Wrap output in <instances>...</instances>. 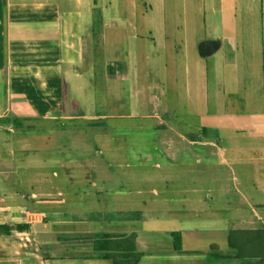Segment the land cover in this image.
<instances>
[{
    "label": "crops",
    "instance_id": "1",
    "mask_svg": "<svg viewBox=\"0 0 264 264\" xmlns=\"http://www.w3.org/2000/svg\"><path fill=\"white\" fill-rule=\"evenodd\" d=\"M181 1L0 0V264H264V19L263 42L259 44L263 49L259 57L262 79L256 84L255 78H245L253 72L248 66L249 56H241L239 45L240 38H250L251 34L232 28L236 26L233 18H224L223 11V6L251 5L254 0H219L221 26L230 32L222 38L200 41L204 70L195 66L191 69L185 62L191 42L186 29L176 23L181 15L160 10L154 14L153 5L165 7ZM143 4L145 11L139 14L138 7ZM118 5L129 6L131 11L123 17L135 22L130 49L133 60L110 61L105 66L106 81L118 83L130 78L136 96H157L154 89L168 95V87H172L170 91L175 95L184 94L197 105L203 100L207 103V115L213 123L195 128L191 137L184 133L179 136L183 138L181 145L205 158L203 165L216 166L221 158V163L233 171V185L227 176L216 186L220 205L215 201L208 204L202 188L206 182L217 183V171L207 174L201 169L192 179V194L180 200V209L166 208L163 202L155 205L156 212H168L170 217H165L164 223L150 211L146 214L124 209H115L120 211L114 214L91 211L68 217L63 212L70 202L67 188L79 179L85 182L86 177L55 173L50 178L43 173L48 163L62 164L67 169L73 164L67 157L41 156L42 146L51 150L50 154V145L60 147L59 130L69 137L82 138L68 148L84 153V129L68 123L86 119V111L79 110V106L96 100V83L87 73L88 69L91 74V66H87L85 26L89 21L101 20L105 7ZM217 13L215 9L213 14ZM138 21H142L141 31H136ZM144 21L148 29H144ZM229 42L234 43L230 52L235 54L219 62L230 76L224 79L211 62L223 49L228 51ZM250 42L243 40L248 47ZM149 70L153 83L146 86ZM190 70L192 77L186 82L183 76ZM50 119L59 125L48 133V141L36 145L35 135L30 136L36 131L34 125ZM101 137L105 138L97 133L98 143ZM173 142L172 138L165 140L169 149ZM76 194L80 199L87 196L86 191ZM154 221L163 226L157 230L139 229ZM100 222L105 227L97 230ZM155 232L163 235L155 236ZM95 233L110 234L112 240L120 241L119 250L113 251L118 255L116 260L96 255L100 251L94 249L89 237ZM175 233L181 235L180 249Z\"/></svg>",
    "mask_w": 264,
    "mask_h": 264
},
{
    "label": "rangeland",
    "instance_id": "2",
    "mask_svg": "<svg viewBox=\"0 0 264 264\" xmlns=\"http://www.w3.org/2000/svg\"><path fill=\"white\" fill-rule=\"evenodd\" d=\"M187 1L191 3V0ZM188 2L182 0L178 4L175 3L176 5L169 3L165 7L153 5L154 14L157 15L160 10L169 15L175 13L181 15L180 21L176 23L182 29H186L185 32L191 42L185 62L190 64L191 69L195 66L204 70L205 62L200 55V41L207 37L222 38L230 31H227L225 26H221L223 17L219 0L215 4H189ZM223 7L224 18L225 16L233 18L236 24L232 28L247 32L248 35L251 34L250 38L246 36L240 38V54L243 57L249 56L248 66L253 72L250 76L245 75V78L247 81L250 78H255L256 84H259L262 79L260 69L262 64L259 63V57L263 52V49L259 48V44L263 42L261 32L264 5L262 0H254L251 5L245 3ZM105 8V12L101 14L103 16L101 20L89 21L85 26L87 66L88 68L91 66V74L88 69L87 73H89L91 81L96 83V100L84 102L79 106V110L86 111V119L81 118L74 123H68L69 125H79L84 129L85 137L83 136L82 143L84 153L83 150L68 148L70 145L79 143L82 138L69 137V134H65L61 130L57 135V143L61 144L60 147L53 148V145H50L52 154H50L51 150L45 149L43 146L41 148V156L44 159L67 157L73 163L68 169L62 164L48 163L46 168H43V173L46 176L54 178L55 173L61 177L73 173L78 178L86 177L85 182L79 179L73 187L67 188L70 202L66 204L64 214L70 217L73 213L110 211L114 214L120 211L115 209L142 211L146 214H149L150 211L155 219L164 223L167 220L165 217L170 216L165 210L161 213L156 212L155 205L163 202L166 208L171 206L172 209H180L182 204L180 200L188 199L192 194V179L201 169L207 174L210 171L212 174L217 171L219 177V180H216L217 183L206 182L202 188L204 189V200L208 204L215 201L220 205L222 199L218 197L216 186L222 182L220 179L227 176L230 178L228 183L233 185L235 183L231 179L234 176L233 171L221 163V158L218 159L219 164L216 166L203 165L205 158L197 157L193 148L189 149L186 148L188 146L181 145L183 138L179 136V133H184L185 136L191 137L195 133L193 132L195 128L209 126L213 123L210 116L207 115V103L203 100L197 105L196 101L184 94L175 95L170 91L172 87H168V95L154 89L152 92H155L157 96H152V94L136 96L134 85L129 81L130 78L118 83L107 82L105 66L110 61L118 59V61L128 62L133 60L130 56V49L135 22L130 23L123 17L124 14L128 15L131 11L129 6L118 5ZM134 8L131 7L132 11ZM215 9L218 11L216 16L213 14ZM137 11L139 14L144 12L145 5L143 4L141 8L138 7ZM136 24V31H141L142 21H138ZM143 24L144 29H148V24L145 21ZM244 39H250V47L243 43ZM229 43L228 51L223 49L211 62L217 66L216 73L221 74L220 77L224 79H229L230 76L226 74L227 69L219 66V62H224L226 55L230 57L235 54L234 51L230 52L231 48L235 46L234 43ZM226 46H228L227 42ZM151 56L154 61L153 54ZM145 63L146 57H144L143 64ZM150 71L145 79L146 86L153 83ZM86 77L88 78V76ZM191 77L190 70L183 76V80L188 82ZM185 88H187V84L184 85ZM226 104L228 105V103ZM58 125L52 119L39 120L34 125L36 131L30 136L35 135L36 145L38 142L43 144L48 141L46 140L48 133ZM99 132L105 136V138L101 137L100 143L96 138ZM171 138L176 142H173L174 146L169 149L170 145L166 144L165 140ZM101 149L102 153L99 152ZM60 185L64 187V184ZM211 187L214 188V191L211 190ZM76 191H86L87 196L82 197L84 200L77 198ZM208 195L213 196L214 199L207 198ZM55 197L58 198L57 192ZM65 197H67L66 194ZM150 223L142 224L139 229L141 231H147L150 228L157 230L163 226L161 223L156 226L155 221ZM96 227L97 230H102L105 223L100 222ZM154 234L155 236L163 235L156 232Z\"/></svg>",
    "mask_w": 264,
    "mask_h": 264
},
{
    "label": "trees",
    "instance_id": "3",
    "mask_svg": "<svg viewBox=\"0 0 264 264\" xmlns=\"http://www.w3.org/2000/svg\"><path fill=\"white\" fill-rule=\"evenodd\" d=\"M218 42H220V41H218ZM174 235H177V237H178V239H177V244H178L181 235L178 233H175ZM89 237L93 241L94 249L96 251H100V252H97V254H96L98 257L107 258V259H114V260H116L118 258V255L115 254L113 251L119 250V248H120L119 242L120 241L112 240L113 235L103 234V233H95ZM176 247L178 249H180L179 244ZM121 249H123V248H121Z\"/></svg>",
    "mask_w": 264,
    "mask_h": 264
}]
</instances>
